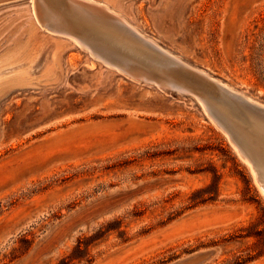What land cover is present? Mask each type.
Masks as SVG:
<instances>
[{
	"label": "rangeland",
	"instance_id": "rangeland-1",
	"mask_svg": "<svg viewBox=\"0 0 264 264\" xmlns=\"http://www.w3.org/2000/svg\"><path fill=\"white\" fill-rule=\"evenodd\" d=\"M96 1L264 106V0ZM36 2L0 5V53L26 63L24 83L0 79V264H264V190L237 138L191 92L35 27Z\"/></svg>",
	"mask_w": 264,
	"mask_h": 264
},
{
	"label": "bare ground",
	"instance_id": "bare-ground-1",
	"mask_svg": "<svg viewBox=\"0 0 264 264\" xmlns=\"http://www.w3.org/2000/svg\"><path fill=\"white\" fill-rule=\"evenodd\" d=\"M36 1L40 3L39 6L42 4L41 8L43 9L42 14L44 18L40 22L36 8L34 5H31L34 17L33 22L35 27L37 25L41 31L61 35L80 47L90 48L92 54L94 53L97 58L104 56L103 61H106L107 64H113L119 70L130 73L135 77L142 76L144 79H151L152 76L150 78L147 74H156L160 78V84L176 89L181 93L191 92L195 95L206 105L210 112L209 114L220 121L222 127L237 138L240 147L253 159L260 184L264 190L263 117L252 114L233 99L227 98L225 100L212 101V97L220 96L222 93L220 89L209 83L207 78L209 74L201 70H191L180 59L170 56L153 40H146V37L134 26L129 24L119 13L111 9L108 3L96 0ZM29 30L31 32V29ZM15 56L16 51L14 49L11 52L4 51L0 53V79L5 77L3 76L4 74L11 73L18 84L24 83V78H20V74L24 69L19 70V67H25L26 63L24 62L28 60L24 59L23 65V60L21 59L22 61H20L19 59L18 65H15L16 61L11 63ZM34 57L37 58V56ZM103 61L101 60L100 62ZM34 65L37 66L36 64ZM32 66L30 65V67ZM173 72L176 73L173 74ZM25 74L27 75L28 73L26 72ZM29 75L31 77V74ZM32 78L31 80H33ZM224 85L226 84L224 83ZM226 90L231 94H238L229 88ZM247 100L249 101V99ZM243 150L238 151H240V155L243 153L244 156Z\"/></svg>",
	"mask_w": 264,
	"mask_h": 264
},
{
	"label": "water",
	"instance_id": "water-1",
	"mask_svg": "<svg viewBox=\"0 0 264 264\" xmlns=\"http://www.w3.org/2000/svg\"><path fill=\"white\" fill-rule=\"evenodd\" d=\"M7 1L8 0H0V5L3 4L4 2H7ZM207 78H208L209 83L214 85L216 88L220 89V91L222 93V95H220V96L217 95L216 97H212V101H219V100H223V99L225 100L227 98L233 99L235 102H238L239 104L244 106V108L246 110H248L249 112H251L252 114H256V115L264 118V106L263 105L258 104V103L253 102V101L250 102V100L248 101L247 98L241 96L240 94H235V95L231 94L221 84L219 85L218 82L214 81L209 76Z\"/></svg>",
	"mask_w": 264,
	"mask_h": 264
}]
</instances>
